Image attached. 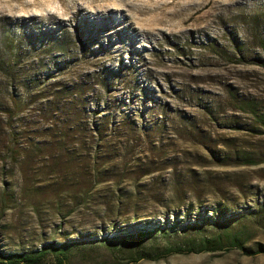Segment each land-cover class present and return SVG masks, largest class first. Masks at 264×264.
Returning a JSON list of instances; mask_svg holds the SVG:
<instances>
[{"label":"rangeland","instance_id":"obj_1","mask_svg":"<svg viewBox=\"0 0 264 264\" xmlns=\"http://www.w3.org/2000/svg\"><path fill=\"white\" fill-rule=\"evenodd\" d=\"M61 34L63 58L52 51ZM16 40L21 67L44 83L36 94L17 88L27 99L17 125L47 144L28 149L34 160L0 164V196L8 189L11 207L0 202L3 243L138 233L176 225L179 212L183 227L219 203L240 211L264 202V0H0V46ZM2 78L0 114L13 90ZM65 85L67 103L57 97ZM82 109L87 124L95 109L117 121L104 148L113 155L100 162L76 123ZM125 116L134 127L123 128ZM98 173L110 180L94 188ZM238 228L246 247L264 248L261 221ZM113 263L264 264V253L225 248L136 262L102 249L74 259Z\"/></svg>","mask_w":264,"mask_h":264},{"label":"trees","instance_id":"obj_2","mask_svg":"<svg viewBox=\"0 0 264 264\" xmlns=\"http://www.w3.org/2000/svg\"><path fill=\"white\" fill-rule=\"evenodd\" d=\"M67 32L63 33L67 34ZM64 34H61L56 39L55 47L52 50L58 53L61 58L65 56V51L68 49L63 41ZM46 47L43 48L45 49ZM24 57H26V52L21 48V40H16V43L9 47L0 46V78L6 77L10 87L13 89L8 101L3 103V109L0 114V164H2V167L7 164L16 166L27 160H34L35 157L26 155L27 151H29L28 149L36 152L44 149L43 145L47 144L39 141L35 143L33 140L27 139L23 131L26 128H21L17 125V118L24 111L27 101L22 95L17 94V88L27 87L28 92L36 94L41 92L40 90L44 85V83H40V75H28V71L21 67L20 62ZM52 78L54 76L48 81L52 80ZM59 85H61L60 82L56 83V86ZM70 89V86L65 85L61 88L59 94L57 92V97L66 103L73 101V97L69 96L73 95ZM244 105L248 106L250 112L256 113V105L249 103ZM83 113L82 109L76 123L79 129H84V132L88 135L86 136L89 142L88 149H92L94 158L100 162L103 159V155L107 154L108 157L113 155V153H105L104 151L106 150L104 148L108 147L107 145L112 141L108 132L111 129H114V133L117 132V127L113 128L112 126L117 121L114 120L112 122L113 117L111 115H101L98 109H95L93 111L94 119L92 124H87L88 121L81 118ZM256 115L258 116L257 113ZM121 121L124 124L123 128L134 127L135 122L127 116L123 117ZM261 122L264 124V119ZM141 128L142 130H147L144 126ZM64 131H68L69 137L75 133L70 131L68 125L64 127ZM236 158H238L236 162L239 164L247 162V158L243 156ZM106 162H109V160ZM254 162L249 161V163ZM152 172L154 170H148L145 174ZM109 180L102 175L100 177L99 173L96 174L93 179L94 188L100 187L102 183ZM3 192V195L0 196V202L2 210L6 211L11 208L7 201L8 189L5 188ZM84 195L85 197L88 196V194ZM87 200L80 199L78 201ZM181 200L178 199L177 201ZM192 209L189 208L186 214L190 216ZM214 211L213 215L206 217L203 221L184 224L183 227H178L181 223L179 219L181 214L179 212L176 215V221H174L176 225H171L173 224L171 223L170 225L143 228L138 233H124L100 238L92 234H88L89 236L83 234L76 239H70L66 235H62V239H47L39 244L20 243L17 246L5 244L0 239V264H74L76 257L81 256L84 259H92L102 249L113 254L115 258L136 262L143 259L160 260L175 254L216 252L225 248L239 249L247 255L264 253V248L262 247L255 251L246 247L245 239L241 236L238 228L244 220L249 219L261 221V224H264V202H257L255 209L249 207L240 211H233L228 205L219 203ZM210 229H213L214 232H210ZM159 240L164 241V243L161 244Z\"/></svg>","mask_w":264,"mask_h":264}]
</instances>
